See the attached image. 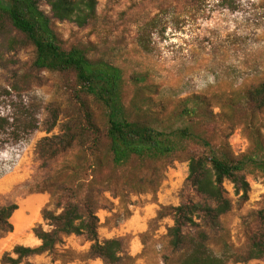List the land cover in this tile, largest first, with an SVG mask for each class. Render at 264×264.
<instances>
[{"label":"rangeland","instance_id":"1","mask_svg":"<svg viewBox=\"0 0 264 264\" xmlns=\"http://www.w3.org/2000/svg\"><path fill=\"white\" fill-rule=\"evenodd\" d=\"M39 6L51 17L46 0ZM0 22V117L18 122L17 129L0 136V166L5 155L21 152L19 166L0 179V207L28 198L37 203L46 194L50 202L44 208L53 210L70 197L78 204L90 201L97 214L117 201L118 206L142 203V197L162 200L160 207L198 203L201 197L186 182L190 158L227 154L246 163L242 174L251 190L244 199L232 184H224L233 207L220 227L208 232V244L218 255L225 246L242 251L250 244L260 226L257 213L264 209V112L227 103L264 81V0H98L97 18L84 28L52 21L64 50L78 48L92 62L114 66L129 120L151 112L160 120V131L191 134L170 156L133 157L119 166L106 145L93 155L78 144L57 150L54 140L80 120L77 80L38 70L30 44L8 49L1 24L9 26ZM201 100L205 105L197 107L194 102ZM90 104L105 133L108 110L92 99ZM48 144L52 150L43 154L40 147ZM25 206V215L24 207L13 214V226L14 221L21 226L33 221L34 205ZM41 211L34 227L42 224L48 230ZM164 221L173 225L170 217ZM168 224L149 241L143 264L175 263ZM249 264H264V259Z\"/></svg>","mask_w":264,"mask_h":264},{"label":"trees","instance_id":"2","mask_svg":"<svg viewBox=\"0 0 264 264\" xmlns=\"http://www.w3.org/2000/svg\"><path fill=\"white\" fill-rule=\"evenodd\" d=\"M40 1L0 0V20L9 26L1 24L8 49L16 50L30 44L36 50L34 66L38 70L72 74L77 80L79 89L75 99L80 120L77 125H67L63 135L54 140L59 148L57 150L65 152L78 144L93 155L101 145H106L113 164L119 166L133 157L170 156L177 150L180 140L191 137L186 129L170 133L160 131V120L151 112H145L143 119L129 120L121 103L118 90L120 77L114 66L92 62L84 50L73 48L66 51L62 48L52 21L71 22L84 28L97 18L98 0H46L51 17L40 9ZM91 99L108 110L105 133L95 123ZM194 103L197 107L205 105L203 100ZM227 106L264 112V81L235 94ZM17 124L14 118L0 117V136L8 129H17ZM44 142L50 143V140L46 138ZM50 148V144L40 147L43 154H48L52 150ZM245 167L244 161L227 154L219 156L210 153L190 158L186 182L202 201L161 206L157 215L158 221L170 217L173 222L167 228L166 236L171 254L177 256L174 264H249L264 259V209L257 213L260 223L258 232L244 250L233 251L225 246L218 255L208 244V232L216 231L221 219L233 207L226 197L224 184H232L244 199L250 193V184L242 174ZM17 210V204L0 207V240L14 232L11 218ZM41 218L49 229L45 230L42 224L32 229L41 245L35 248L16 245L11 252L3 255L2 264H30L29 258L42 255L52 257L53 263L72 260L71 254L58 253L57 249L69 236L91 243L87 260H101L105 264H134V259L128 255L125 239L99 240L100 220L90 201L78 204L74 198L68 197L53 210L44 208Z\"/></svg>","mask_w":264,"mask_h":264},{"label":"crops","instance_id":"3","mask_svg":"<svg viewBox=\"0 0 264 264\" xmlns=\"http://www.w3.org/2000/svg\"><path fill=\"white\" fill-rule=\"evenodd\" d=\"M142 203H127L126 205L118 206L119 201L116 202V207L110 210L102 209L97 214L99 223V240L111 239H128L127 252L128 255L134 259V264H143L142 260L148 248L150 247V240H154L160 235L161 229L165 230L167 221H158L157 215L160 205L163 201L153 203L142 197ZM144 201V202H143ZM50 202V196L42 195L39 197L37 203L24 200L22 204L18 205L20 211L22 207L25 208L21 213L24 215L29 209L25 206L32 203L34 205L35 217L28 225H19L14 221V232L0 240V264L4 254L13 250L16 245L24 247L35 248L41 245V241L37 239L32 233L34 225L39 222V213ZM21 203V202H20ZM17 210V211H18ZM171 223V222H170ZM171 227V224H168ZM145 238V239H144ZM91 243L85 241L83 238L76 236H69L64 238L62 245L57 247L58 253L71 254L72 260L62 261L57 260L52 262V257L48 255L35 256L28 259L30 264H105L101 260H87L86 255L89 252Z\"/></svg>","mask_w":264,"mask_h":264},{"label":"built area","instance_id":"4","mask_svg":"<svg viewBox=\"0 0 264 264\" xmlns=\"http://www.w3.org/2000/svg\"><path fill=\"white\" fill-rule=\"evenodd\" d=\"M3 161V164L0 166V179L13 172L19 166L21 161V152L19 150H15L13 153H10L9 156L5 155Z\"/></svg>","mask_w":264,"mask_h":264}]
</instances>
